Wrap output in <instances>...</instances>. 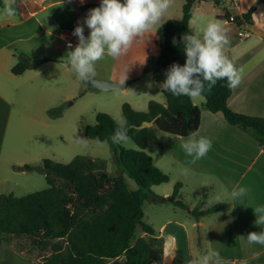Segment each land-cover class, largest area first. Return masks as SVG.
<instances>
[{"label":"crops","instance_id":"1","mask_svg":"<svg viewBox=\"0 0 264 264\" xmlns=\"http://www.w3.org/2000/svg\"><path fill=\"white\" fill-rule=\"evenodd\" d=\"M47 2L48 0H15L16 15L11 18L3 14L4 0L0 6V194H14L17 197H22L17 190L26 188L27 182L28 184L32 180L35 184L41 182L36 176L29 178L28 173L37 171H26L25 166H38L42 160L49 158L42 156L40 152H35L34 146L26 145L19 149L9 148V129L16 120L24 121V118H27L31 121V127L35 131L34 137L38 136V138L39 129L44 131L51 128L47 116H50L49 111L52 110V107L49 106L53 89L52 78L56 72L62 75L67 74L61 68L69 72V68L60 65L59 59H66L67 53L61 42L67 44V39L75 36L70 33L66 36L63 33H55L48 21L45 18H40L48 7ZM184 4L185 0H173L156 31L158 32L168 20L182 19ZM251 10H253L251 22H247L245 27L249 31V35L240 37V27L236 23L229 22L228 17L232 15L245 21L244 15ZM213 20L221 21L228 30L231 43L226 46L225 53L234 61L238 69H242L241 83L233 89L229 107L236 113L264 119V0H223L219 5L213 2L197 4L190 22L194 34L202 33L206 24ZM20 55L26 56L32 63L40 62V64L37 68L16 76L12 73V69L18 64ZM48 79H52L51 83ZM109 79L117 81L116 83L123 84L124 82L113 74ZM154 84L156 91L160 92L163 97L156 101L165 104L163 87H160V83L154 82ZM33 89L46 94L42 95L46 106L39 107V111L46 113L45 121L26 117L21 110L24 105L23 107L21 105L23 100L20 92H27L31 96ZM150 101L152 100L146 102V110ZM194 104L197 105L195 102ZM133 108L135 109L134 106ZM198 133L211 138L213 143L208 154L195 164L190 163L192 157L187 156L181 148L185 138L169 136L164 144L158 142L157 146L166 150L168 159L173 162V165L176 164L181 171L187 169L188 175H192L196 179V184L197 182L200 184L196 191V207L203 196L207 198L205 205L199 210L200 213L218 204H224V202L215 205L209 204L210 195L207 190L209 186L214 183L213 186L217 185L223 191L224 201L228 204L226 208L229 210L225 211V209L205 216L196 215V219H205L223 212L230 214L238 252L234 256H230L231 254L226 253L227 249L218 251L224 264H264V245L249 244L246 241L248 233L264 230V224L259 226L255 223L257 216L264 215V212L256 215L254 211L257 208H264V142L261 143L252 133L230 125L223 113H212L204 109L203 106ZM17 180L20 182L18 183ZM22 182L25 183L22 184ZM175 185H169L165 194H156L169 197L172 195ZM184 185L179 192L180 200H183L181 191L184 190ZM238 187L246 188L247 194L237 199H231V191ZM199 188H201L200 191ZM191 207L193 208V205ZM185 211L189 215H193L191 211ZM175 214H178V211H175ZM164 219L167 220L163 221L159 229L153 228L164 249V262L169 264L173 258H179L189 264L190 260L195 258L190 230L179 221L168 220L174 218L165 216ZM192 226L203 227L205 222L193 223ZM144 236L143 233L139 238ZM0 237V241L5 245L8 244V256L10 257L8 264H38L23 256L20 250H13L12 245L2 240V236ZM197 246L199 251L196 250V256L206 253L210 249L202 242ZM1 252L0 250V254ZM125 261L126 257L122 256L108 264H124Z\"/></svg>","mask_w":264,"mask_h":264},{"label":"trees","instance_id":"2","mask_svg":"<svg viewBox=\"0 0 264 264\" xmlns=\"http://www.w3.org/2000/svg\"><path fill=\"white\" fill-rule=\"evenodd\" d=\"M222 1L185 0L182 19L168 20L158 30L159 54L148 59L144 73H150L155 83L162 84L173 63L183 66L186 57L181 37L185 33L194 34L190 22L195 6L202 2L219 5ZM1 3L2 0L0 6ZM252 13L253 10L244 15L246 22H251ZM173 38L176 44H173ZM39 64L20 55L12 73L20 76ZM226 84V80H219L210 92L203 93V108L212 113H223L230 125L252 133L263 143L264 119L234 112L229 107L233 89ZM162 92L165 104L150 101L143 112L136 111L128 103L122 107L124 125L137 149L117 146L115 157L122 172L137 183L138 190H131L123 176L110 175L105 160L88 156L78 155L68 164L44 159L38 166L26 165V171L42 173L48 187L23 197L0 194L2 240L11 243L24 238L36 248L46 249L49 255L38 264H108L122 256L126 257L124 264H164L165 253L156 231L143 223L144 203L151 199L156 204L171 203L177 208L190 209L178 198L182 184H176L169 197L153 192V187L169 183L170 176L154 164L146 150L156 140L155 129L181 138L198 131L201 108L192 98L176 97L164 89ZM61 113V109L49 111L52 116ZM153 121L152 128H138L144 122ZM118 123L110 114L99 112L96 123L85 127L84 132L91 140L104 142L111 137ZM206 200L203 196L193 214L205 216L226 209L225 204H218L200 213ZM138 227L144 237L136 238ZM169 264L186 263L173 258Z\"/></svg>","mask_w":264,"mask_h":264},{"label":"rangeland","instance_id":"3","mask_svg":"<svg viewBox=\"0 0 264 264\" xmlns=\"http://www.w3.org/2000/svg\"><path fill=\"white\" fill-rule=\"evenodd\" d=\"M100 2L101 0H84L83 3L80 0H48L46 3L48 7L40 18H45L51 25L52 30L57 34L63 32L73 33L78 24L83 25L84 35L87 37L90 30L84 25V19L89 10L98 7ZM157 26L154 27L149 37L135 42L126 56L117 60L106 57L96 64V76L93 79L117 82L109 79L111 74H113L117 79L124 80L123 84L125 87L127 86V89H117L108 92L101 91L95 88L91 81L82 83L70 69L67 72V70L61 68L67 74L62 75L56 72L53 78L51 76L53 79V89L51 90L49 101V106L52 107V110L61 109V115L52 116L49 114L50 116H47L49 117L51 128L44 131L43 129H39V138L38 136L34 137L35 131L31 127V121L27 120V118H24V121L16 120L9 129V148L16 147V149H19L26 145L34 146L35 152H40L42 156H47L51 160L63 164L70 163L78 155L88 156L95 160H105L107 162V171L110 175L114 177L124 176L130 189L138 190L139 186L137 183L122 172L115 157V148L117 146H122L126 149H137L135 143L130 138L126 143L121 144H114L111 137L104 142L91 140L85 135L84 128L96 123V116L99 112L108 113L119 123L124 124L125 119L122 107L125 103L130 104L132 107L134 106L136 110L141 109L140 111H145L148 100L156 101L157 99H163L160 92H157L155 89L151 74L144 73L148 59L151 56L159 54ZM72 40L75 45L71 49L65 42H61L67 53L74 50L78 44L76 36ZM59 60L61 67H63L66 59ZM52 79H48V81L51 83ZM31 91L33 92L31 96L27 92H20L23 100L21 101V105L22 107L24 105L21 110L26 117H34L45 121L46 113H43L41 110L39 111V107L46 106L45 99H42V95L46 94L34 89ZM192 100L202 109L205 103L203 96ZM155 132L156 140L148 145L146 151L153 157L154 164L170 176L171 181L167 184L155 186L152 190L154 193L165 194L166 189L170 187L169 185L185 184L184 190L181 191L183 198L181 200L185 202L192 212L193 208H196V191L197 186L200 184L198 182L196 184V179L192 175H188V172L184 173L176 164L173 165V162L168 159L166 150L157 146L158 142L164 144L170 135L162 133L158 129H155ZM77 136L87 138L86 145L76 143L73 137ZM35 176L41 182L38 184H35L33 180L30 184L27 182L26 188L20 191L17 190L20 196L23 197L48 187L42 173H28L29 178ZM17 182L19 183L20 180H17ZM213 184L207 189L210 199L217 194H222V199L224 200L225 197L221 188L217 185L213 186ZM200 190L201 188H199ZM224 204L228 206L225 201ZM192 205L193 208L191 207ZM143 210L145 213L143 223L152 226L155 230L159 229L163 221L167 220L164 219L165 216L174 218L168 220H175L185 224L190 230L192 249L195 257L196 250L199 251L197 245L201 242L209 246L210 249L219 252L227 249L226 253L231 254L230 256H234L238 252L237 241L235 234H233V222L228 212H223L216 216H208L205 219H196V212L193 215H189L184 209L175 208L173 204H156L151 199L145 201ZM227 210L229 208H226L225 211ZM175 211H178V214H175ZM200 221L205 222V226H192L193 223L196 224ZM142 235L143 231L141 227H138L136 238ZM10 244L13 250H20L23 256L30 258L36 263L43 261L49 255L46 249H38L24 238L12 241ZM7 245V243L5 245L1 241L0 264L10 263ZM164 264L168 263L165 261Z\"/></svg>","mask_w":264,"mask_h":264},{"label":"clouds","instance_id":"4","mask_svg":"<svg viewBox=\"0 0 264 264\" xmlns=\"http://www.w3.org/2000/svg\"><path fill=\"white\" fill-rule=\"evenodd\" d=\"M81 3L84 0H80ZM173 0H101L98 7L89 10L84 25L90 30L84 35V26L78 24L73 35L78 38L74 50L67 53L64 67L69 68L82 83H88L96 76V64L110 57L117 60L126 56L133 44L139 39L149 37L155 26L160 25ZM15 0H4L3 14L7 17L16 15ZM186 57L183 66L173 63L166 71V78L160 85L173 96H187L195 99L205 91H211L219 80H226L231 90L239 86L242 69H238L232 59L225 53L231 43L228 30L218 20L209 21L202 33L188 34L181 37ZM177 41L173 38V44ZM68 47L71 49L72 45ZM124 83V82H123ZM74 141L86 145L87 138L73 137ZM129 139L128 128L117 124L111 140L114 144L126 143ZM212 139L192 131L181 144L185 154L192 157L195 164L204 158L212 148ZM187 172V169H183ZM244 187L234 188L231 199L247 194ZM224 202L222 194L209 200V204ZM257 213L264 208L254 209ZM257 225L264 224V215L257 216ZM249 244L264 245V230L250 232L246 237ZM189 264H224L220 253L209 249L191 259Z\"/></svg>","mask_w":264,"mask_h":264},{"label":"water","instance_id":"5","mask_svg":"<svg viewBox=\"0 0 264 264\" xmlns=\"http://www.w3.org/2000/svg\"><path fill=\"white\" fill-rule=\"evenodd\" d=\"M121 2H122V0H121ZM91 83L98 90L105 91V92L117 90V89H124L123 84L116 83V82H109V81L93 79V80H91ZM153 126H154V121L153 122H144L138 128L145 129V128H152Z\"/></svg>","mask_w":264,"mask_h":264},{"label":"built area","instance_id":"6","mask_svg":"<svg viewBox=\"0 0 264 264\" xmlns=\"http://www.w3.org/2000/svg\"><path fill=\"white\" fill-rule=\"evenodd\" d=\"M228 21L231 22V23H236L240 27V31H239L240 37H246V36L249 35V31L245 28L246 25H247V22L246 21H243V19L237 18V17L232 16V15L228 17ZM63 34L66 36L69 33L63 32ZM70 34L72 36H74L73 33H70ZM69 44H71L72 47L75 45L71 37H69L67 39V46Z\"/></svg>","mask_w":264,"mask_h":264}]
</instances>
